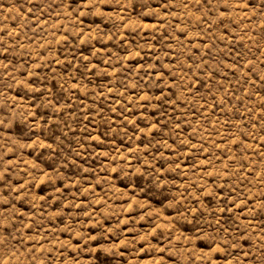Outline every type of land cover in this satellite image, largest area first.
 Here are the masks:
<instances>
[{
    "label": "rangeland",
    "instance_id": "rangeland-1",
    "mask_svg": "<svg viewBox=\"0 0 264 264\" xmlns=\"http://www.w3.org/2000/svg\"><path fill=\"white\" fill-rule=\"evenodd\" d=\"M0 264H264V0H0Z\"/></svg>",
    "mask_w": 264,
    "mask_h": 264
}]
</instances>
